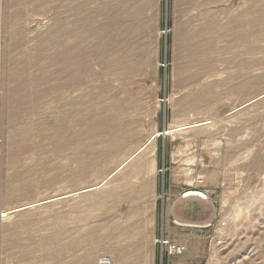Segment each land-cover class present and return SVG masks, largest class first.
<instances>
[{
  "label": "rangeland",
  "instance_id": "1",
  "mask_svg": "<svg viewBox=\"0 0 264 264\" xmlns=\"http://www.w3.org/2000/svg\"><path fill=\"white\" fill-rule=\"evenodd\" d=\"M162 238L264 264V0H0V264H165Z\"/></svg>",
  "mask_w": 264,
  "mask_h": 264
},
{
  "label": "built area",
  "instance_id": "2",
  "mask_svg": "<svg viewBox=\"0 0 264 264\" xmlns=\"http://www.w3.org/2000/svg\"><path fill=\"white\" fill-rule=\"evenodd\" d=\"M204 187H205L204 178L201 176H197L193 180V187L191 189V191L194 192V194L189 196V197H186V194L188 192H184V193H182L181 198H183V199L199 198L202 200H207L208 199V191L206 189H204ZM200 194H202V197H199ZM160 244H161L162 255H163V257L166 258L168 264H185V262L183 260L177 259L179 257H182L185 254V252H186V246L185 245L178 243V242L171 241V240L166 239V238H162L160 240ZM98 264H113V263H112L110 256L103 255L102 257H100Z\"/></svg>",
  "mask_w": 264,
  "mask_h": 264
},
{
  "label": "crops",
  "instance_id": "3",
  "mask_svg": "<svg viewBox=\"0 0 264 264\" xmlns=\"http://www.w3.org/2000/svg\"><path fill=\"white\" fill-rule=\"evenodd\" d=\"M155 164H156L155 165V169L157 171H159L160 165H159L157 159L155 160ZM159 184H160L159 177L156 176L155 179H154V185H155L157 191L159 190ZM169 185L170 184H168V186ZM174 189H176V193H175L176 195H174V196H179V194L181 192L180 190H182L183 188L178 186V187H175ZM155 200H156V204H157V199H155ZM154 217L156 219H158V208H157V206H156V209H155ZM162 217H164V220H165V223H166L165 231H166L167 234H170V232H171L170 231V229H171L170 223H171L172 217L173 218L174 217H178V218L182 219L181 217H179V214L176 211H172L171 209H170V211L165 209V211L162 212ZM180 240L183 241L182 239H180ZM180 259L183 260V261H186L185 255L180 257ZM161 263H160V253H159V250H158V247H157L156 249H153L150 252V264H161ZM165 264H168L167 260L165 261Z\"/></svg>",
  "mask_w": 264,
  "mask_h": 264
},
{
  "label": "bare ground",
  "instance_id": "4",
  "mask_svg": "<svg viewBox=\"0 0 264 264\" xmlns=\"http://www.w3.org/2000/svg\"><path fill=\"white\" fill-rule=\"evenodd\" d=\"M87 19V18H86ZM84 20V19H83ZM87 27H88V24H87ZM71 32V31H70ZM72 33V32H71ZM188 193L186 194V197H189V196H191V195H193L194 194V192H192L191 190H189V191H187ZM198 195V194H197ZM199 197H202V194H200V196ZM175 223V222H174ZM183 223V222H182ZM183 225H188V226H195L194 224H191V223H183ZM200 225V224H199ZM198 225V226H199ZM197 226V225H196ZM201 226V225H200Z\"/></svg>",
  "mask_w": 264,
  "mask_h": 264
}]
</instances>
